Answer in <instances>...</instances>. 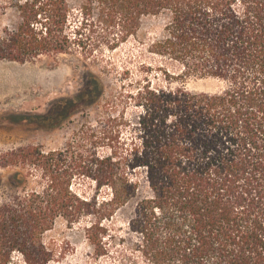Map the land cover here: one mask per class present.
<instances>
[{
    "label": "trees",
    "instance_id": "obj_1",
    "mask_svg": "<svg viewBox=\"0 0 264 264\" xmlns=\"http://www.w3.org/2000/svg\"><path fill=\"white\" fill-rule=\"evenodd\" d=\"M0 12L14 20L0 30V60L67 55L91 65L94 47L114 50L144 18L162 17L148 49L182 67L136 91L127 158L97 156L85 138L0 156L1 169L26 171L13 173L14 193L0 200V264L54 261L43 236L57 220L85 223L95 253L107 255V223L129 204L144 264H264V0H0ZM84 30L99 39L87 43ZM190 77L226 86L191 90ZM32 171L39 188L27 186ZM77 177L95 192L74 190Z\"/></svg>",
    "mask_w": 264,
    "mask_h": 264
},
{
    "label": "rangeland",
    "instance_id": "obj_2",
    "mask_svg": "<svg viewBox=\"0 0 264 264\" xmlns=\"http://www.w3.org/2000/svg\"><path fill=\"white\" fill-rule=\"evenodd\" d=\"M13 21L11 12L5 15L0 12V30ZM74 23L78 25L77 20ZM163 26L162 17L144 18L136 38H129L114 50L94 47L97 61L91 65L83 66L67 55L61 56L57 63L45 57L23 64L0 60V156L27 146L60 150L71 140L85 138L86 149L95 150L97 156L115 151L117 160L129 157L133 132L128 126H132L139 113L134 103L136 91L146 83L154 88L163 86L165 72L173 75L182 69L176 62L148 49L153 40L161 37ZM82 36L88 38L87 43L99 39L97 33L87 30ZM186 86L191 90L218 92L226 83L190 77ZM92 141L96 142L94 147ZM15 171L26 173L0 168V200L13 195ZM28 175V188H39L37 172ZM140 176L137 173L132 178ZM72 187L86 195L96 190L91 179L82 177H77ZM132 213L133 204H129L107 223L112 237L104 241L108 254L103 256H98L87 241L85 223L68 226L57 220L43 236L45 244L56 254L50 264H127V256L135 264H144L133 251L138 237L127 226Z\"/></svg>",
    "mask_w": 264,
    "mask_h": 264
}]
</instances>
